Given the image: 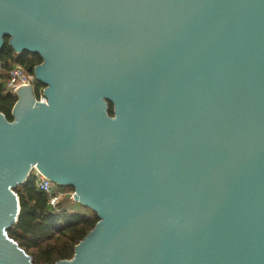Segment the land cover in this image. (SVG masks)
Wrapping results in <instances>:
<instances>
[{"label": "water", "instance_id": "water-1", "mask_svg": "<svg viewBox=\"0 0 264 264\" xmlns=\"http://www.w3.org/2000/svg\"><path fill=\"white\" fill-rule=\"evenodd\" d=\"M5 38L45 101L0 112V264L33 167L98 217L54 264H264V0H0Z\"/></svg>", "mask_w": 264, "mask_h": 264}, {"label": "trees", "instance_id": "trees-1", "mask_svg": "<svg viewBox=\"0 0 264 264\" xmlns=\"http://www.w3.org/2000/svg\"><path fill=\"white\" fill-rule=\"evenodd\" d=\"M0 60V112L8 120H12L11 109L16 97L4 92L7 72L14 65L27 69L40 63L41 58L38 54L27 51L14 53L8 45V38H5L0 50ZM108 112L112 115L110 103ZM15 192L19 198L20 213L17 222L7 232L32 257L34 264H54L57 260L71 258L74 246L98 220L95 212L79 203L91 211L92 215L63 207V199L56 209H52L47 195L36 188L31 175L15 188Z\"/></svg>", "mask_w": 264, "mask_h": 264}, {"label": "built area", "instance_id": "built-area-1", "mask_svg": "<svg viewBox=\"0 0 264 264\" xmlns=\"http://www.w3.org/2000/svg\"><path fill=\"white\" fill-rule=\"evenodd\" d=\"M21 86L32 87L35 98L37 100L45 101L42 94L43 86H39L32 73L20 65H14L7 72V79L4 92L15 96L16 90ZM30 175L36 188L44 192L48 197V204L52 209H56L63 194L58 191L55 184L42 175L35 167L32 168ZM72 194L70 197L72 198Z\"/></svg>", "mask_w": 264, "mask_h": 264}, {"label": "rangeland", "instance_id": "rangeland-1", "mask_svg": "<svg viewBox=\"0 0 264 264\" xmlns=\"http://www.w3.org/2000/svg\"><path fill=\"white\" fill-rule=\"evenodd\" d=\"M0 73H2L0 71ZM4 73V72H3ZM55 187L58 191H60L63 194V197L61 199L62 200V206L69 208L70 210H73L75 212H79V213H87L89 215H92L91 211H89L86 208H83L82 206H80L78 204V202H75L71 197L70 194L72 193V187L69 186H61V185H57L55 184Z\"/></svg>", "mask_w": 264, "mask_h": 264}]
</instances>
